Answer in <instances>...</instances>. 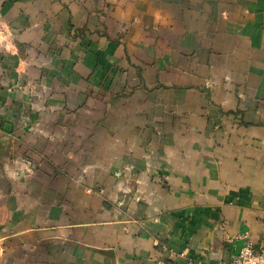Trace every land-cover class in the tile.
<instances>
[{
	"label": "crops",
	"instance_id": "obj_1",
	"mask_svg": "<svg viewBox=\"0 0 264 264\" xmlns=\"http://www.w3.org/2000/svg\"><path fill=\"white\" fill-rule=\"evenodd\" d=\"M0 27V264L264 243V0H0Z\"/></svg>",
	"mask_w": 264,
	"mask_h": 264
},
{
	"label": "built area",
	"instance_id": "obj_2",
	"mask_svg": "<svg viewBox=\"0 0 264 264\" xmlns=\"http://www.w3.org/2000/svg\"><path fill=\"white\" fill-rule=\"evenodd\" d=\"M236 238H244L245 244L239 253L233 256L229 264H264V243L256 245L250 237L249 232L239 234ZM188 264H204L201 260L190 259Z\"/></svg>",
	"mask_w": 264,
	"mask_h": 264
},
{
	"label": "rangeland",
	"instance_id": "obj_3",
	"mask_svg": "<svg viewBox=\"0 0 264 264\" xmlns=\"http://www.w3.org/2000/svg\"><path fill=\"white\" fill-rule=\"evenodd\" d=\"M3 31H4V29H1V27H0V35H1V33H3Z\"/></svg>",
	"mask_w": 264,
	"mask_h": 264
}]
</instances>
